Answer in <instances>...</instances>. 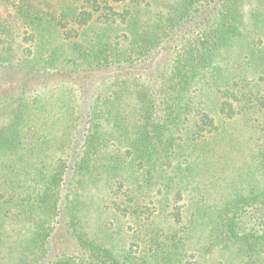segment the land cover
I'll return each instance as SVG.
<instances>
[{"label":"trees","instance_id":"obj_1","mask_svg":"<svg viewBox=\"0 0 264 264\" xmlns=\"http://www.w3.org/2000/svg\"><path fill=\"white\" fill-rule=\"evenodd\" d=\"M0 264H264V0H0Z\"/></svg>","mask_w":264,"mask_h":264},{"label":"rangeland","instance_id":"obj_2","mask_svg":"<svg viewBox=\"0 0 264 264\" xmlns=\"http://www.w3.org/2000/svg\"><path fill=\"white\" fill-rule=\"evenodd\" d=\"M98 80H99V78H98ZM94 84H95V82H94Z\"/></svg>","mask_w":264,"mask_h":264}]
</instances>
